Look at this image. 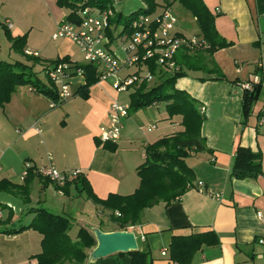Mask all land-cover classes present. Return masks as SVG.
<instances>
[{
	"label": "crops",
	"instance_id": "0c3cea01",
	"mask_svg": "<svg viewBox=\"0 0 264 264\" xmlns=\"http://www.w3.org/2000/svg\"><path fill=\"white\" fill-rule=\"evenodd\" d=\"M102 1L123 17L145 6L143 0ZM202 1L214 17L217 33L229 43L213 54L225 80L199 81L206 76L188 72L176 81L175 88L185 91L199 109L204 108L201 137L207 151L185 160L194 173L193 186L169 204L161 202L145 209L138 224L128 231L134 233L138 250L150 253L152 264H173L161 251L169 247L174 236L207 231L215 233L218 244L197 252L192 264H264V0ZM71 13L57 0H0V41L4 36L10 42L6 30L11 37L26 35L24 51L37 53L35 58L44 66L57 59L76 62L74 43L52 39L60 22ZM7 21L12 23L11 29L6 28ZM178 32L185 37L199 36L198 29L193 34L182 29ZM114 51L124 57L120 48ZM256 79L259 82L253 85L260 83V91L246 116L241 86ZM44 84H49L48 78ZM85 84V74L72 77L69 85L74 98L54 108L49 97L30 85L18 86L9 102L0 106V182L22 188L27 183V176H22L24 165L28 163L32 170L26 202L18 195L0 191V264H36L42 235L31 229L8 233L11 228L28 225L36 209L65 216L79 227L116 231L99 227L107 211L85 198L76 185H68L64 194L55 184L37 176L35 170L47 166L49 157L58 171L79 170L86 187L99 200L110 194L128 196L139 186L137 169L145 162L146 147L174 135L177 131H170L173 122L181 130L180 118H170L165 112L164 116L155 104L129 111L115 150L110 151L99 141V129L106 123L109 105L122 102L120 94L110 82H97L87 89L86 97L77 95ZM146 128L150 133L144 131ZM237 145L260 155L263 175L244 180L231 176ZM197 182L221 193V200L198 193ZM92 207L97 223L86 220ZM85 264L92 263L86 260ZM93 264H131V257L115 254Z\"/></svg>",
	"mask_w": 264,
	"mask_h": 264
},
{
	"label": "trees",
	"instance_id": "16d2710c",
	"mask_svg": "<svg viewBox=\"0 0 264 264\" xmlns=\"http://www.w3.org/2000/svg\"><path fill=\"white\" fill-rule=\"evenodd\" d=\"M57 0L60 6L69 8L72 13L67 17L73 20L78 8L86 6L104 9L106 1L86 0ZM167 7L178 3L192 18H194L199 36L206 42L207 47L190 50L182 49L175 56L177 71L161 73L156 82L151 85L142 84L129 95L130 111H137L152 106L159 101H168L166 112L170 118L179 117L183 131L162 138L145 149V162L138 167L139 186L135 192L128 196L110 194L105 200H99L86 187L85 179L80 175L74 183L78 191L100 206L104 211L109 212L107 217L117 225L116 231H128L140 221L141 214L145 209L151 208L159 203L169 204L180 198L193 186L194 173L187 165L186 159L194 153L207 151L206 142L201 137V126L204 115L199 112L195 100L185 91L175 88L176 81L186 77L188 72H200L206 77L205 80H225L222 73L214 63L213 54L218 50L227 48V43L216 31L214 17L204 5L202 0H164ZM144 8L128 16L115 15L111 22L114 26H121L124 32L127 31L132 21L139 16L149 15L159 7L156 0H143ZM11 46L10 50L15 54L22 55L26 61L31 60L43 67V64L35 57L25 54L26 35L11 37L6 30ZM68 62L67 59L49 62L43 67L47 68L58 63ZM84 71L86 84L82 92L77 95L86 97L87 89L98 82V73L91 65H76ZM152 74L158 71L154 66L150 67ZM32 71V66L19 61H0V106L8 103L15 89L21 85H30L37 91L57 101V94L52 85L44 84ZM260 83L254 84L252 90H244L242 96V111L248 116L252 112V105L257 100L260 91ZM108 150L114 151L112 143L103 144ZM29 170L27 183L24 187H14L5 182H0V191L18 195L26 202L28 199V178L32 175ZM263 175L261 169L260 155L248 148L237 145L234 154V162L231 176L235 179H256ZM40 179H43L37 175ZM48 181V180H47ZM70 184H66L59 190L65 194ZM34 217L28 225L9 229V234H17L24 230H35L42 235L41 253L35 257L36 264H85L88 254L95 248L96 241L91 232L85 226L78 228L76 239L73 241L68 232L72 221L61 215H55L45 209H36ZM103 227V222L99 227ZM218 239L213 231L205 233H194L189 236H174L165 256L173 264H192L194 255L201 252L204 247L216 246ZM131 257V264H152L148 251L137 250L128 253Z\"/></svg>",
	"mask_w": 264,
	"mask_h": 264
},
{
	"label": "built area",
	"instance_id": "2783aa9c",
	"mask_svg": "<svg viewBox=\"0 0 264 264\" xmlns=\"http://www.w3.org/2000/svg\"><path fill=\"white\" fill-rule=\"evenodd\" d=\"M159 8L161 11L155 16L151 13L132 21L126 32L121 26L110 23L115 16L111 6L104 9L90 6L78 8L73 20L60 22L52 39H69L81 52L84 63L98 71V82H110L117 94L129 92L130 95L142 84H154L161 73L177 71L175 56L182 49L196 50L207 47L200 36L185 37L178 32V21L170 7L162 3ZM5 26L11 29L12 23L7 21ZM117 42L124 53L123 58L113 50L112 46ZM25 54L30 57L38 55L30 51H25ZM76 65V62H63L46 69L45 74L58 98L56 102L52 101L51 108L74 98L75 93L70 89L69 81L72 77L84 75L83 69L77 68ZM152 66L160 72L152 74ZM131 68L132 72L129 71ZM123 71H127V74H123ZM258 82L256 79L252 83L243 84L241 88L243 91H251L253 83ZM129 111V104L112 102L109 105L106 123L99 129L98 139L101 143L116 144L119 141L123 122ZM199 112L204 115V108L200 107ZM30 169V165L26 163L23 178ZM35 172L59 188L74 183L81 175L79 170L58 171L51 157L47 166L36 169ZM195 190L208 198L221 200V193L207 189L203 182H197ZM257 217L261 219L262 214L258 212ZM2 222L3 211L0 209V228ZM166 253V249L161 251L162 256Z\"/></svg>",
	"mask_w": 264,
	"mask_h": 264
},
{
	"label": "rangeland",
	"instance_id": "374dc122",
	"mask_svg": "<svg viewBox=\"0 0 264 264\" xmlns=\"http://www.w3.org/2000/svg\"><path fill=\"white\" fill-rule=\"evenodd\" d=\"M156 2H158V5H160V6H162V3H165L164 0H156ZM172 6H173L172 7L173 13L175 14V16L178 19V26H179L178 30L182 29L187 34H193L195 32V30H197V26H196V23L193 21L192 16L187 11H185L178 3H174ZM160 11H161V8L157 7L156 10L153 12L152 16L159 14ZM10 45H11V43L3 36L2 40L0 41V61L13 62V61L18 60L21 63L32 66V71L35 74V75H33L34 79L37 78L42 83L47 82V78L44 74L43 69L41 68V65L34 63V61H32V60L30 62H28L25 60V58L22 55L15 54L14 52H12L9 49ZM113 48H114V50L119 49L120 44L118 42L115 43L113 45ZM74 54H75L74 56L76 58V62L80 65H84L85 63L83 61V56H82V54L78 48H75ZM43 67H44V65H43ZM129 71L132 72L133 69L131 68ZM123 74H127V71H123ZM262 95L264 97V93ZM119 100L122 101L121 102L122 104L128 103V101L130 100L129 99V92L120 94ZM167 104H169L168 101L156 102L155 105H157L156 106L158 108L157 111H160L161 114H163L164 112L167 113L166 112V105ZM129 106H130V101H129ZM253 106H255V104H253ZM175 125H176V123L173 122L172 127L170 128V131L174 132L176 130L177 132H175V134L183 131V128L180 125V122H179V126H180L181 130L178 129L177 126H175ZM177 125H178V123H177ZM144 131L147 133H150L148 128L144 129ZM154 134H157V132ZM261 162H262V159H261ZM90 204H92V203H90ZM107 213H109V212H107ZM96 219H97L96 218V210L94 207H92L87 212L86 220H87V222H96L97 223L98 221H96ZM102 222H103V227L101 226V228L106 230V231L116 230V228H117V225L112 223L108 217L104 218ZM89 224H92V223H89ZM94 224H92V225H94ZM78 227H79L78 225L72 224L71 228L69 229L68 234L73 241H75V239H76ZM92 228H95V226L90 227V229H92Z\"/></svg>",
	"mask_w": 264,
	"mask_h": 264
},
{
	"label": "water",
	"instance_id": "95a60500",
	"mask_svg": "<svg viewBox=\"0 0 264 264\" xmlns=\"http://www.w3.org/2000/svg\"><path fill=\"white\" fill-rule=\"evenodd\" d=\"M91 232L95 238L96 246L88 254L89 263H96L111 255L128 254L138 250L136 237L131 231L103 232L95 227L91 229Z\"/></svg>",
	"mask_w": 264,
	"mask_h": 264
}]
</instances>
